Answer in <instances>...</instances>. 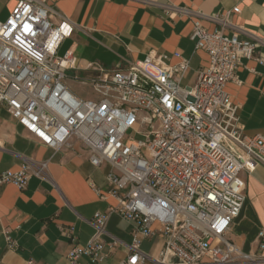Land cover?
I'll use <instances>...</instances> for the list:
<instances>
[{
	"label": "built area",
	"instance_id": "obj_1",
	"mask_svg": "<svg viewBox=\"0 0 264 264\" xmlns=\"http://www.w3.org/2000/svg\"><path fill=\"white\" fill-rule=\"evenodd\" d=\"M16 2L10 17L0 21V105L45 147L71 150L78 141L94 167L109 165L107 181L118 201L94 215V235L71 249L68 264H82L84 257L100 264L113 253L118 242L105 240L112 214L136 224L129 255L119 264H264V230L255 253L242 252L228 238L246 201L242 173L264 166V137L243 134L238 107L225 90L230 82L240 84L241 61L264 46L231 25L229 17L239 7L212 15L167 7L192 20L195 50L210 57L193 87L181 84L190 59L175 53L178 63L171 66L167 55L150 53L127 70L76 78L94 93L81 99L65 83L76 58L71 52L57 55L75 25L49 0ZM204 22L220 28L210 32ZM228 28L235 30L232 36L224 33ZM48 163L27 162L18 171L2 172L0 187L24 189L33 177L45 180ZM158 235L165 247L158 259H150L140 245Z\"/></svg>",
	"mask_w": 264,
	"mask_h": 264
},
{
	"label": "crops",
	"instance_id": "obj_2",
	"mask_svg": "<svg viewBox=\"0 0 264 264\" xmlns=\"http://www.w3.org/2000/svg\"><path fill=\"white\" fill-rule=\"evenodd\" d=\"M2 1L0 21L4 22L17 2L7 0L2 6ZM49 4L75 25L73 35L61 44L57 55L64 57L71 52L76 58L65 83L81 99L93 98L94 93L91 86L81 85L76 78L92 79L127 70L150 53L167 55L171 66L178 63L173 55L182 53L190 59V69L181 84L195 85L199 72L209 68L210 57L195 50L190 39L192 20L167 7L207 15L225 14L239 7L241 12L229 17L231 25L264 41V0H49ZM203 25L210 32L220 28L209 22ZM224 33L232 36L235 30L228 28ZM238 37L242 40L245 36ZM259 60L264 61V46L256 50L254 58L241 61L236 71L240 84L230 82L225 88L238 107L240 128L248 137H264V63ZM44 161L49 162L45 180L33 177L24 189L11 184L0 187V264H68L71 249L86 245L94 235V215L118 204L107 181L109 165L94 167L86 147L78 141L71 150L56 152L45 147L0 105V173L18 171L27 162ZM242 178L246 201L228 238L242 252L255 253L258 235L264 230V166L242 173ZM135 226L117 214L110 216L105 240L118 244L100 264H119L129 255ZM6 233L17 244L16 250L9 247ZM164 247L158 235L143 239L140 251L158 259ZM81 263L91 264L86 257Z\"/></svg>",
	"mask_w": 264,
	"mask_h": 264
},
{
	"label": "rangeland",
	"instance_id": "obj_3",
	"mask_svg": "<svg viewBox=\"0 0 264 264\" xmlns=\"http://www.w3.org/2000/svg\"><path fill=\"white\" fill-rule=\"evenodd\" d=\"M6 3H7V0H4V1L1 2V5H2V6H5ZM77 88H78L81 92L84 91V89H83L81 86H77Z\"/></svg>",
	"mask_w": 264,
	"mask_h": 264
}]
</instances>
